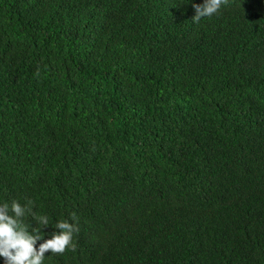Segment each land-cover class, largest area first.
Segmentation results:
<instances>
[{
  "label": "trees",
  "instance_id": "1",
  "mask_svg": "<svg viewBox=\"0 0 264 264\" xmlns=\"http://www.w3.org/2000/svg\"><path fill=\"white\" fill-rule=\"evenodd\" d=\"M194 3L0 0V201L79 222L44 264H264V0Z\"/></svg>",
  "mask_w": 264,
  "mask_h": 264
},
{
  "label": "clouds",
  "instance_id": "2",
  "mask_svg": "<svg viewBox=\"0 0 264 264\" xmlns=\"http://www.w3.org/2000/svg\"><path fill=\"white\" fill-rule=\"evenodd\" d=\"M227 0H203L193 4L194 21L218 14ZM71 219L52 218L38 212L31 198L0 201V259L3 264H44L46 255H63L75 250L79 222L76 213H70ZM51 227V233L44 229ZM47 234V235H45ZM45 237H48L47 239ZM39 242V243H38Z\"/></svg>",
  "mask_w": 264,
  "mask_h": 264
}]
</instances>
